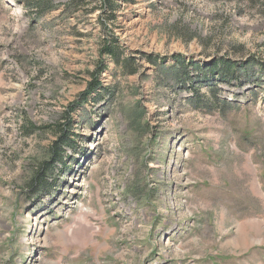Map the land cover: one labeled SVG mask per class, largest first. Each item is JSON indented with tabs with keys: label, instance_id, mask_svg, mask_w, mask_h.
Masks as SVG:
<instances>
[{
	"label": "rangeland",
	"instance_id": "1",
	"mask_svg": "<svg viewBox=\"0 0 264 264\" xmlns=\"http://www.w3.org/2000/svg\"><path fill=\"white\" fill-rule=\"evenodd\" d=\"M31 1L0 0V264H264V0Z\"/></svg>",
	"mask_w": 264,
	"mask_h": 264
},
{
	"label": "trees",
	"instance_id": "2",
	"mask_svg": "<svg viewBox=\"0 0 264 264\" xmlns=\"http://www.w3.org/2000/svg\"><path fill=\"white\" fill-rule=\"evenodd\" d=\"M87 0H68V5L69 8L66 9V11L68 10H72V11H77L80 9L85 8L86 6L84 5L86 3ZM91 1V0H90ZM97 3V8L100 9L105 15L109 14L111 16L115 15V10L117 9V5L115 4L114 0H95ZM32 3L29 4L27 7L33 11H36L37 14L39 15H43V11H41V8H49L51 5H53V1L50 0L49 1H43V0H33L31 1ZM31 5V6H30ZM54 8V7H53ZM52 8V9H53ZM94 9H90L89 12H93ZM41 17V16H39ZM112 18V19H113ZM103 52H105V54L107 56H109L111 59H113L115 61V63L118 66L123 67V69H127L129 70L131 67L130 62H125L126 60H122L121 57V50L119 49V47L113 43L108 44L106 46H104V50ZM217 67H219V69L223 72V74H225L224 76L227 77V74H229L232 70V67L228 66L227 63H224L222 65L219 66H215V68H203V70L205 71L206 75H212L214 76L215 73H217ZM94 87L98 88L100 87V84H98L96 82V84L94 85ZM70 143V138L67 136H62L61 138H59V140L56 142V144L53 147V156H58L59 155V151L61 148L67 146ZM44 168L43 170L45 171V165H43Z\"/></svg>",
	"mask_w": 264,
	"mask_h": 264
}]
</instances>
